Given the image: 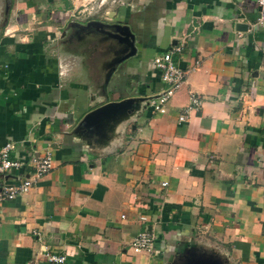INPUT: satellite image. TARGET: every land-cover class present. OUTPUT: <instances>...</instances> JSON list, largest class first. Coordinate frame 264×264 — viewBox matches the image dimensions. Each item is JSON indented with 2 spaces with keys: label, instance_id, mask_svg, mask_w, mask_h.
<instances>
[{
  "label": "crops",
  "instance_id": "crops-1",
  "mask_svg": "<svg viewBox=\"0 0 264 264\" xmlns=\"http://www.w3.org/2000/svg\"><path fill=\"white\" fill-rule=\"evenodd\" d=\"M83 1L0 0V144L20 159L51 150L48 172L0 203V264H264V22L252 26L254 0H109L92 14L78 12ZM90 19L135 34L136 54L106 84L108 41L74 25ZM174 44L179 67L198 66L160 114L147 102L162 88L151 58ZM188 91L200 106L178 122ZM126 97L128 110L80 122ZM142 230L154 235L149 251L129 245Z\"/></svg>",
  "mask_w": 264,
  "mask_h": 264
},
{
  "label": "built area",
  "instance_id": "built-area-1",
  "mask_svg": "<svg viewBox=\"0 0 264 264\" xmlns=\"http://www.w3.org/2000/svg\"><path fill=\"white\" fill-rule=\"evenodd\" d=\"M89 1L84 0L83 3H80V10L78 12L92 14L100 10L106 2V0H97L94 5L87 7L86 5H88ZM254 4L256 17L252 26L264 22V0H254ZM102 16L106 18L107 12L103 11ZM180 51L181 46L174 44L169 46L164 52L154 55L151 58V63L158 70L162 83L161 90L147 101L151 110L156 113L163 114L167 111V104L170 97L187 82L189 74L198 66V61H194L185 68L179 67L173 61V55ZM187 99L186 105L177 116L178 122L185 121L188 113L197 110L200 106V98L196 93L188 91ZM13 148L14 145L11 141H5L0 144V203L11 200L19 194L26 193L36 180L48 172L51 167V150L49 148L41 151L36 149L24 159L11 157L10 153ZM26 165L29 166L27 174L22 173L19 176L16 175L14 177L15 181L6 180V176L11 175L12 172L16 173L19 169H24ZM3 176L4 178H2ZM140 218L144 219L143 216ZM153 240L154 235L151 232L142 230L133 236L129 245L136 251H149L153 246ZM44 255L48 262L62 263L64 261V256L62 255H56L51 252H45Z\"/></svg>",
  "mask_w": 264,
  "mask_h": 264
},
{
  "label": "water",
  "instance_id": "water-1",
  "mask_svg": "<svg viewBox=\"0 0 264 264\" xmlns=\"http://www.w3.org/2000/svg\"><path fill=\"white\" fill-rule=\"evenodd\" d=\"M74 25L82 30L93 31L99 34L102 40L108 41L105 45V52L110 53L112 56L105 65L106 71L104 75V84H106L108 77L116 70L120 63L136 54L137 48L135 45V34L126 23L117 21L107 23L100 20L90 19L82 24L75 23ZM103 96L107 99L105 91H103ZM132 101L133 98L131 97L122 98L117 101H106L86 112L82 116L80 122L86 126L91 124L97 118L107 116L110 113H115L123 109L128 110Z\"/></svg>",
  "mask_w": 264,
  "mask_h": 264
},
{
  "label": "flooded vegetation",
  "instance_id": "flooded-vegetation-1",
  "mask_svg": "<svg viewBox=\"0 0 264 264\" xmlns=\"http://www.w3.org/2000/svg\"><path fill=\"white\" fill-rule=\"evenodd\" d=\"M117 20H113V21H106L107 23H113V22H116ZM117 22H119V21H117ZM122 23V22H121ZM82 30V29H81ZM77 31H79V30H77ZM83 32H87V30H82ZM81 31V32H82ZM93 32V31H92ZM78 34V33H77ZM101 39V37L99 38V40ZM106 53V52H105ZM105 74V73H104Z\"/></svg>",
  "mask_w": 264,
  "mask_h": 264
},
{
  "label": "rangeland",
  "instance_id": "rangeland-1",
  "mask_svg": "<svg viewBox=\"0 0 264 264\" xmlns=\"http://www.w3.org/2000/svg\"><path fill=\"white\" fill-rule=\"evenodd\" d=\"M108 1H109V0H106V2H108ZM106 2H105V3H106ZM86 6L88 7V5H86Z\"/></svg>",
  "mask_w": 264,
  "mask_h": 264
}]
</instances>
